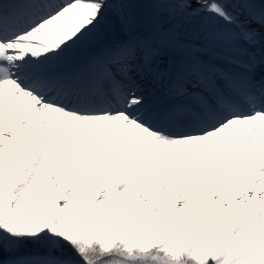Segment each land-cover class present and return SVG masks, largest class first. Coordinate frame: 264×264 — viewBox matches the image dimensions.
<instances>
[{"label": "snow or ice", "instance_id": "1", "mask_svg": "<svg viewBox=\"0 0 264 264\" xmlns=\"http://www.w3.org/2000/svg\"><path fill=\"white\" fill-rule=\"evenodd\" d=\"M0 264H264V0H0Z\"/></svg>", "mask_w": 264, "mask_h": 264}, {"label": "bare ground", "instance_id": "2", "mask_svg": "<svg viewBox=\"0 0 264 264\" xmlns=\"http://www.w3.org/2000/svg\"><path fill=\"white\" fill-rule=\"evenodd\" d=\"M186 38L190 39V40H196L198 39V37L187 33L186 34ZM210 50V51H209ZM212 53V55L217 54V56L221 55V59L218 61H214V63L216 62H221L225 59H227L228 57H230L231 55H233V53L225 46L223 45H215V46H208V47H202V48H198L195 55L199 56L202 59H207V54ZM208 60V59H207Z\"/></svg>", "mask_w": 264, "mask_h": 264}, {"label": "rangeland", "instance_id": "3", "mask_svg": "<svg viewBox=\"0 0 264 264\" xmlns=\"http://www.w3.org/2000/svg\"><path fill=\"white\" fill-rule=\"evenodd\" d=\"M206 56H207V59H208V60L207 59L206 60L211 62V63H214V61H218V60H220L222 58L221 55H219V56H217V54L212 55V53H209Z\"/></svg>", "mask_w": 264, "mask_h": 264}]
</instances>
